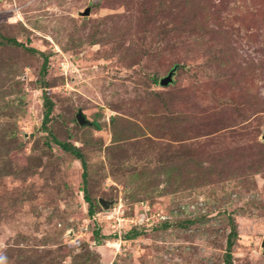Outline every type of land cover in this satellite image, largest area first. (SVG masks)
<instances>
[{
  "label": "rangeland",
  "instance_id": "obj_1",
  "mask_svg": "<svg viewBox=\"0 0 264 264\" xmlns=\"http://www.w3.org/2000/svg\"><path fill=\"white\" fill-rule=\"evenodd\" d=\"M233 227L264 264V0H0V264H226Z\"/></svg>",
  "mask_w": 264,
  "mask_h": 264
},
{
  "label": "trees",
  "instance_id": "obj_2",
  "mask_svg": "<svg viewBox=\"0 0 264 264\" xmlns=\"http://www.w3.org/2000/svg\"><path fill=\"white\" fill-rule=\"evenodd\" d=\"M6 43L12 44V45H16V46H22L21 43H19L16 39L14 38H4L3 39ZM27 52H29L32 55H35L38 53V51L36 49L33 48H29V47H25ZM41 56L44 57V63H43V67L41 68L40 71V83L38 84L40 89H45L46 88V83L44 82V79L47 75V71H48V58L45 57V55L41 54ZM155 84L158 83L157 80H154ZM44 102H45V106H46V111H45V118H44V123H46L52 112H53V108H54V103L52 101V99L49 97V95L45 94L44 96ZM56 143H58L62 149L67 153V158L73 161H80L82 163V165L84 166V168L86 169V163L84 160V156L81 153V151L76 148L72 143L69 142H65V143H60L59 141L55 140ZM83 178H84V191H85V200L87 201V203H89V215L93 216L96 213V208H95V204L92 202V200L90 199L87 190H86V184H87V172L84 171L83 173ZM109 201V200H107ZM111 202V201H109ZM101 206L104 208L103 204L100 203ZM105 209V208H104ZM140 235V232L137 230V228H132L131 230L128 231V233L126 234V239L127 240H132V239H136L138 238V236ZM94 237L96 239H101V235L99 232V229H97V231H94ZM235 237H237V231L234 229L231 231L229 238H228V247H227V253H226V264H233V260H232V249L234 247V239Z\"/></svg>",
  "mask_w": 264,
  "mask_h": 264
},
{
  "label": "water",
  "instance_id": "obj_3",
  "mask_svg": "<svg viewBox=\"0 0 264 264\" xmlns=\"http://www.w3.org/2000/svg\"><path fill=\"white\" fill-rule=\"evenodd\" d=\"M90 13H91V9L87 8L85 11L81 13V16L87 17L90 15ZM174 74H175V71L173 70L167 77H163L160 81L161 85L168 86L173 81ZM77 121L79 122L80 125H91L92 124V122L87 119V117L83 114L82 111H79V113L77 114ZM101 203L103 204L105 208H107L108 207L107 204L109 203V205H112L114 204V201H111V202L103 201ZM261 247L264 250V238H263ZM263 255H264V251H263Z\"/></svg>",
  "mask_w": 264,
  "mask_h": 264
}]
</instances>
